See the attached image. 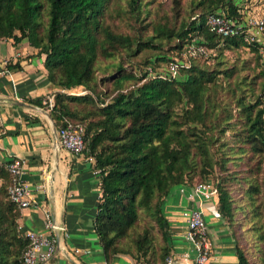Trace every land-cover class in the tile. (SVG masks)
<instances>
[{"label": "trees", "instance_id": "1", "mask_svg": "<svg viewBox=\"0 0 264 264\" xmlns=\"http://www.w3.org/2000/svg\"><path fill=\"white\" fill-rule=\"evenodd\" d=\"M114 1L0 0V37L12 42L25 37L42 56L46 76L57 86L48 108L55 126L65 119L82 126L79 152L90 156L98 170L92 226L105 260L114 252H126L135 261L165 264L169 244L161 200L168 188L206 180L216 164V208L230 218L235 203L221 171L227 158L224 142L212 148L218 133L231 129L233 138L248 141L252 153H264L262 80L257 92L246 86L244 75L232 84L226 81L234 105L216 97L219 75L226 78L236 67L219 66L222 49L246 44L257 61L259 46L244 38L243 27L225 35L207 28L208 11L243 15L236 0H188L181 11L174 5V19L163 13L145 22L146 1L124 0V11L137 23L134 30L109 23L106 17ZM192 39L206 52H187ZM209 56L216 58L213 66L199 61ZM100 59L107 61L100 64ZM178 59L174 75L157 73ZM98 68L105 70L98 74ZM257 73L263 74L262 67ZM104 81L107 86L100 88ZM0 176V264H23L27 237L16 220L19 206L6 191L9 174L4 165ZM245 193L259 197L251 207L258 223L251 225L264 242V168L258 181L248 180ZM234 250L239 264H250L235 240Z\"/></svg>", "mask_w": 264, "mask_h": 264}, {"label": "crops", "instance_id": "2", "mask_svg": "<svg viewBox=\"0 0 264 264\" xmlns=\"http://www.w3.org/2000/svg\"><path fill=\"white\" fill-rule=\"evenodd\" d=\"M34 49L25 37L17 42L0 37V166L10 154L21 156V177L35 198L19 206L18 227L45 229L47 218L60 226L58 247L38 264H147L126 252H114L105 260L92 226L98 170L88 155L56 144V126L35 98L57 86L46 76L42 56ZM190 193L191 184L177 182L161 200L169 253L174 257L170 264H195L192 244L182 235L186 211L197 203ZM202 201L210 248L200 264H239L230 228L217 211L214 196Z\"/></svg>", "mask_w": 264, "mask_h": 264}, {"label": "rangeland", "instance_id": "3", "mask_svg": "<svg viewBox=\"0 0 264 264\" xmlns=\"http://www.w3.org/2000/svg\"><path fill=\"white\" fill-rule=\"evenodd\" d=\"M144 1H146V5L149 7V13L148 15H144L142 19L143 22H145L149 17L153 15H155L156 18H160L163 13H165L168 17L174 19V16L172 15V10L174 9V7L179 6L181 11L183 6L188 5V0ZM236 2H238L239 4V10L241 14H264V6L262 5V0H236ZM110 5H112L110 13L106 18L109 20V23L111 25L122 30L136 29L135 24L137 23L131 22L132 18L128 15V11H124V0H115L113 3L111 2ZM132 25H134V27H132ZM146 27H148L147 24ZM258 33H262L260 34V36H262L264 39V30ZM144 51L146 50H143L142 52ZM213 51L214 50H212V52ZM198 58L200 62L204 64L207 63L212 66L215 64L214 62L216 60V58L213 56ZM221 58L222 62L219 63V66L235 64L237 68L235 67L232 74H230L226 78H224L222 75H219L220 77H218V81L221 82V86H216L217 98L230 101L233 104V101H231V93L226 88L225 82L227 81L232 84L234 78H240L242 75H244L246 86H253V90L255 92L259 90L260 80H262V85H264V61L261 59V57L256 61L253 55V51L249 48L248 45L244 44L236 48L224 47L222 49ZM105 61H107V59H100L99 63L101 64ZM123 64H127V61H123ZM259 67H262L263 74L257 73ZM103 70L105 69H102V71ZM102 71L100 70V68H98L97 73L100 74V72ZM107 84V81L99 82L98 86L100 88H103L107 86ZM83 90L84 89H80L78 91ZM245 97H248L247 94H245ZM261 97L263 98L264 96L261 95ZM220 122L223 123V120H221ZM219 140L224 142L223 149L227 154L225 168L221 169V171L225 172V174L227 175L226 185L228 186L232 200L235 203V208L233 210L232 216L230 218H226L223 216V218L230 228L233 239L246 250V254L250 260V264H264V258H262V255H264V242L257 237V230L253 229L251 225L254 224L255 226L258 223L259 216H255L254 218L251 212V207L259 197L254 196V198L251 199V197L245 193V187L248 183V180L254 178L258 181L263 174L264 153H252L248 141L241 138H233L231 129L228 128H225L222 132L218 133L217 142L212 145V148L216 146V143H218ZM239 147L244 148V150H238L240 149ZM216 148L217 147H215V150ZM218 153L219 151L217 150L215 154ZM257 158H260V160L256 161ZM217 169L218 168L215 164L213 171L209 173L206 179L210 180L211 182H215V179L218 177L217 173L220 174V171H218Z\"/></svg>", "mask_w": 264, "mask_h": 264}, {"label": "built area", "instance_id": "4", "mask_svg": "<svg viewBox=\"0 0 264 264\" xmlns=\"http://www.w3.org/2000/svg\"><path fill=\"white\" fill-rule=\"evenodd\" d=\"M204 21L208 29L220 35L233 33L239 27H243L244 38L246 40L257 41L260 57L264 61V39L260 36L262 33H258L264 30V14L245 13L236 17L228 15L222 10H215L206 12ZM186 51L205 53L206 48L201 42L192 39L187 43ZM178 60L168 61L157 73L160 75H174L180 63V60ZM52 100V92L45 93L40 98L41 103L46 109L51 106ZM81 128L80 122L65 119L63 123L55 127L58 146L71 152H79L82 145ZM22 162L23 158L21 156L10 154L3 163L9 174L6 191L10 199L18 206L27 205L35 200L32 194V187L21 177ZM214 193L215 185L208 179L198 180L191 184L190 194H194L197 197V203L191 205L186 211L185 228L182 235L192 244L193 262L195 264H200L209 253L210 238L203 217L201 202L204 198ZM53 224L54 222L47 218L44 225L45 229H25L22 231L27 237V244L21 253L23 264H38L53 252L55 239L50 229ZM173 260L172 254L168 253L166 255V263Z\"/></svg>", "mask_w": 264, "mask_h": 264}, {"label": "water", "instance_id": "5", "mask_svg": "<svg viewBox=\"0 0 264 264\" xmlns=\"http://www.w3.org/2000/svg\"><path fill=\"white\" fill-rule=\"evenodd\" d=\"M46 113H47V115L49 116L48 111H47ZM54 130H55V128H54ZM55 142H56V144H57V141H56V134H55ZM57 145H58V144H57ZM201 203H203V201H202ZM51 228L53 229V233H54L55 248H57V247H58V244H59V240H60V232H59V230H60V226H59L57 223H54V224L52 225ZM55 248H54V249H55ZM166 264H170V262H167Z\"/></svg>", "mask_w": 264, "mask_h": 264}]
</instances>
